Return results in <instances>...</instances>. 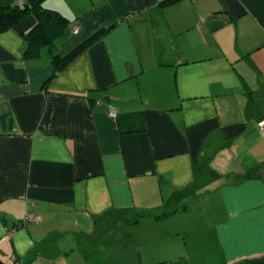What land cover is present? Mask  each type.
<instances>
[{"label": "crops", "instance_id": "crops-1", "mask_svg": "<svg viewBox=\"0 0 264 264\" xmlns=\"http://www.w3.org/2000/svg\"><path fill=\"white\" fill-rule=\"evenodd\" d=\"M44 6L51 49L0 34V259L264 264V0Z\"/></svg>", "mask_w": 264, "mask_h": 264}, {"label": "trees", "instance_id": "trees-1", "mask_svg": "<svg viewBox=\"0 0 264 264\" xmlns=\"http://www.w3.org/2000/svg\"><path fill=\"white\" fill-rule=\"evenodd\" d=\"M16 1L11 0L5 5H0V34L11 30L29 15H34L37 20L36 24L24 35L27 43L25 54L28 57H37L43 47L52 48L53 42L64 34L70 21L58 10L46 8L44 6L46 0H22L23 5H18ZM174 1L176 0H166L167 3ZM106 31L107 29L98 31L65 55L51 50L55 75L67 68L73 60L98 42Z\"/></svg>", "mask_w": 264, "mask_h": 264}, {"label": "built area", "instance_id": "built-area-1", "mask_svg": "<svg viewBox=\"0 0 264 264\" xmlns=\"http://www.w3.org/2000/svg\"><path fill=\"white\" fill-rule=\"evenodd\" d=\"M16 3L18 4V5H23L24 3H23V1L22 0H17L16 1ZM74 33H78V31H79V29H78V26H76V27H74ZM112 115L113 116H115L116 115V109H113L112 110ZM262 132L264 133V125L262 124ZM29 217V219H32V218H34V216H33V214L31 213V214H29L28 216H27V218ZM35 219H36V217H35Z\"/></svg>", "mask_w": 264, "mask_h": 264}, {"label": "rangeland", "instance_id": "rangeland-1", "mask_svg": "<svg viewBox=\"0 0 264 264\" xmlns=\"http://www.w3.org/2000/svg\"><path fill=\"white\" fill-rule=\"evenodd\" d=\"M14 264H21V263H20V261H17V262L15 261Z\"/></svg>", "mask_w": 264, "mask_h": 264}, {"label": "water", "instance_id": "water-1", "mask_svg": "<svg viewBox=\"0 0 264 264\" xmlns=\"http://www.w3.org/2000/svg\"><path fill=\"white\" fill-rule=\"evenodd\" d=\"M0 264H5V263L0 259Z\"/></svg>", "mask_w": 264, "mask_h": 264}]
</instances>
